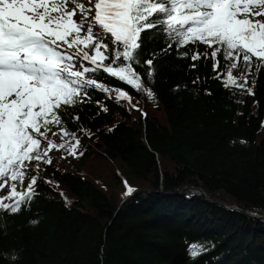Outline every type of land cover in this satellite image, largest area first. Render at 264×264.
Masks as SVG:
<instances>
[{"label":"trees","instance_id":"obj_1","mask_svg":"<svg viewBox=\"0 0 264 264\" xmlns=\"http://www.w3.org/2000/svg\"><path fill=\"white\" fill-rule=\"evenodd\" d=\"M164 48L167 37L156 36L144 50V59L157 54L153 100L92 74L134 98L117 103L114 93L90 88L91 102L68 109L80 116L68 129L91 133L77 132L84 154L53 149L52 163L32 172L39 194L30 207L0 213V264H264V70L247 77L250 87L255 81L248 95L224 86L222 58L217 80L212 61L192 69L191 52L180 55L205 45ZM232 72L241 78L240 67ZM194 242L206 248L195 258Z\"/></svg>","mask_w":264,"mask_h":264},{"label":"snow or ice","instance_id":"obj_2","mask_svg":"<svg viewBox=\"0 0 264 264\" xmlns=\"http://www.w3.org/2000/svg\"><path fill=\"white\" fill-rule=\"evenodd\" d=\"M156 36L167 37L165 54L173 43L177 49L205 45L203 51L192 48L180 55L188 58L191 52L192 69L196 61H212L217 80L223 76L217 72L222 58L228 62L224 86L254 95L255 81L250 87L247 77L254 68L264 70V0H0V213L18 214L30 207L39 194V177L32 172L39 171L40 162L52 163L53 149L74 158L84 154L77 132L91 133L70 131L66 125L69 118L80 120L68 109L91 102L90 88L131 104L134 97L128 91L106 87L92 74L105 73L155 99L157 54L143 57L147 41ZM238 67L242 82L233 76ZM200 80L197 76L192 83ZM33 162L36 166L30 168ZM125 184V194L131 195L135 189ZM205 250L198 242L188 249L193 258Z\"/></svg>","mask_w":264,"mask_h":264},{"label":"rangeland","instance_id":"obj_3","mask_svg":"<svg viewBox=\"0 0 264 264\" xmlns=\"http://www.w3.org/2000/svg\"><path fill=\"white\" fill-rule=\"evenodd\" d=\"M85 3L87 4V1H85ZM183 188H185V187H182V189H183ZM189 191H192V192H193V190H191V189H189ZM225 206H226V205H224V207H225ZM227 207H228V206H227ZM227 209H228V208H227ZM229 209H230V210L239 211V209H237V207H235V206H230ZM260 217H261V216H260Z\"/></svg>","mask_w":264,"mask_h":264},{"label":"water","instance_id":"obj_4","mask_svg":"<svg viewBox=\"0 0 264 264\" xmlns=\"http://www.w3.org/2000/svg\"><path fill=\"white\" fill-rule=\"evenodd\" d=\"M196 191H199V189H196ZM225 208H228L229 209V207H227V206H225Z\"/></svg>","mask_w":264,"mask_h":264}]
</instances>
